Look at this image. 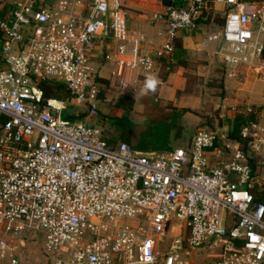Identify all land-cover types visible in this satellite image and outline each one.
I'll return each instance as SVG.
<instances>
[{
	"label": "built area",
	"instance_id": "built-area-1",
	"mask_svg": "<svg viewBox=\"0 0 264 264\" xmlns=\"http://www.w3.org/2000/svg\"><path fill=\"white\" fill-rule=\"evenodd\" d=\"M155 1V36L129 26L122 0H14L0 18V264H28L14 242L40 231L46 264H154L153 234L173 218L190 248L214 238L219 251L203 264H264V203L251 192L264 189L263 105L234 109L238 138H227V121L164 151L111 145L94 122L62 115L68 102L95 114L109 85L134 93L203 24L212 28L200 50L264 83V0ZM46 80L65 85L67 102L44 96ZM183 263L178 251L162 261Z\"/></svg>",
	"mask_w": 264,
	"mask_h": 264
},
{
	"label": "rangeland",
	"instance_id": "rangeland-1",
	"mask_svg": "<svg viewBox=\"0 0 264 264\" xmlns=\"http://www.w3.org/2000/svg\"><path fill=\"white\" fill-rule=\"evenodd\" d=\"M200 28L205 32L212 26L203 24ZM190 52L194 54L189 58L188 67L183 72V87L174 93L175 106L173 102L167 100L172 94L168 85H157L162 91L160 94L157 89L155 91L147 89L146 81H137L132 85L136 91L127 95L133 99V105L130 110H125L116 105L118 99L125 93L117 86L109 85L105 91L106 98L100 102L97 112L81 120L94 122L107 138L114 142L125 140L132 149L145 151L150 148L149 141L153 140L155 144L151 148L164 151L175 146L187 148L197 128L216 129L232 119L235 115L234 109L247 104L264 106L262 94L264 83L256 80L245 69V65L240 64L237 68L226 67L222 61L211 57L198 47L190 48ZM111 69L112 64L106 63L100 68L99 73L109 76ZM137 106L141 108L138 109ZM77 110V107L68 102L62 115L67 118L68 115H75ZM78 111L83 109L80 108ZM140 122L142 125L139 126ZM149 136L151 139H148ZM232 157L233 154H227L220 160L228 162ZM144 216L145 214H137L132 220L144 222L146 226ZM153 236L157 240L159 251L154 264H162L165 255L173 251L182 254L183 264H203L213 256L209 254L219 251V248L213 249L210 246L214 238L208 239L204 247H188L185 241L187 231L183 221L178 218H173L159 236L156 237V234ZM14 243L17 251L22 250V259L26 263H47L49 255L44 250L42 231L34 240L26 241L23 247L17 240Z\"/></svg>",
	"mask_w": 264,
	"mask_h": 264
},
{
	"label": "crops",
	"instance_id": "crops-1",
	"mask_svg": "<svg viewBox=\"0 0 264 264\" xmlns=\"http://www.w3.org/2000/svg\"><path fill=\"white\" fill-rule=\"evenodd\" d=\"M13 1L14 0H0V18L9 13L12 8ZM122 2L125 6L129 7L131 11L128 17L129 26L139 29L148 35L155 36L160 24L152 22L150 17L152 12L160 7L157 1L150 0L147 2H141L140 0H122ZM202 35L203 31L198 29L184 34L179 40H175L174 51L171 57L159 59L154 67V70L139 75L135 83L137 81H147L149 77L158 78L159 83L157 85H168L169 90L172 91L171 97L167 100L173 102V106H175L176 99L174 93L177 89L183 87V72L188 67L189 58H191L194 54V52H190V48L196 49L198 47ZM177 41H180V43L177 44ZM156 89L160 94H162V91L158 86H156ZM139 107L140 106H137L138 109L141 108ZM140 124L142 125L141 122L139 125Z\"/></svg>",
	"mask_w": 264,
	"mask_h": 264
},
{
	"label": "trees",
	"instance_id": "trees-1",
	"mask_svg": "<svg viewBox=\"0 0 264 264\" xmlns=\"http://www.w3.org/2000/svg\"><path fill=\"white\" fill-rule=\"evenodd\" d=\"M180 38L181 37H179L178 40ZM176 43L178 44L180 43V41H177ZM39 86L42 89L45 97L56 98V99L66 100V101L70 98L69 92L65 88V85L61 82H57L53 80H46V81H41L39 83ZM116 105L125 110H130L133 105V99L127 96L126 94H124L123 97H120V99H118ZM85 116H86V112L85 110H83L78 115L71 114V115H68L67 118L70 120L77 119V120L82 121L81 119ZM242 123H243V117L241 115H235L234 117H232V119H229L227 138L229 139L238 138L239 129ZM106 139L108 143L111 145H114L116 143L111 138L106 137ZM251 192L254 195L255 201H261L264 203V189L260 191H256L255 188H251Z\"/></svg>",
	"mask_w": 264,
	"mask_h": 264
},
{
	"label": "clouds",
	"instance_id": "clouds-1",
	"mask_svg": "<svg viewBox=\"0 0 264 264\" xmlns=\"http://www.w3.org/2000/svg\"><path fill=\"white\" fill-rule=\"evenodd\" d=\"M159 81L155 77H149L146 81V88L152 91H155Z\"/></svg>",
	"mask_w": 264,
	"mask_h": 264
},
{
	"label": "water",
	"instance_id": "water-1",
	"mask_svg": "<svg viewBox=\"0 0 264 264\" xmlns=\"http://www.w3.org/2000/svg\"><path fill=\"white\" fill-rule=\"evenodd\" d=\"M139 126H140V125H139ZM139 126H138V127H139ZM145 135H146V134H145ZM145 137H146V136H145ZM148 139H151L150 136H149ZM148 141H149V140H148ZM149 142H150V146H151V147L153 146V144H155L153 140H151V141H149ZM150 146H149V147H150ZM148 149H149V150H155V149H153V148H148Z\"/></svg>",
	"mask_w": 264,
	"mask_h": 264
}]
</instances>
